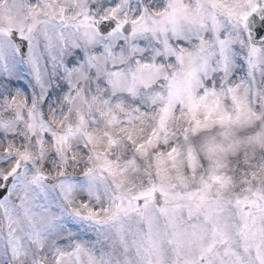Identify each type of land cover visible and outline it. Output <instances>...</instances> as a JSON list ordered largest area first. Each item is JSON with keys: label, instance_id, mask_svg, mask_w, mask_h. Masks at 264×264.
<instances>
[{"label": "snow or ice", "instance_id": "6c2138e0", "mask_svg": "<svg viewBox=\"0 0 264 264\" xmlns=\"http://www.w3.org/2000/svg\"><path fill=\"white\" fill-rule=\"evenodd\" d=\"M0 264H264V0H0Z\"/></svg>", "mask_w": 264, "mask_h": 264}]
</instances>
